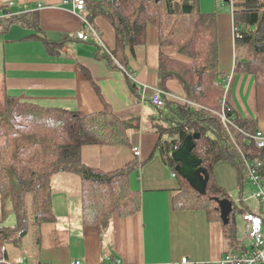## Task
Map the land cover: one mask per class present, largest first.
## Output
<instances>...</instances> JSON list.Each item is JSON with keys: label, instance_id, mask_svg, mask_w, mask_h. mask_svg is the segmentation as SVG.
<instances>
[{"label": "trees", "instance_id": "16d2710c", "mask_svg": "<svg viewBox=\"0 0 264 264\" xmlns=\"http://www.w3.org/2000/svg\"><path fill=\"white\" fill-rule=\"evenodd\" d=\"M86 2L87 19L93 28L99 15L106 17L115 28L114 48L95 42L96 57L114 68H118V63L128 68V48L134 51L137 45L146 43L148 25L158 24L162 48L161 88L167 90V82L175 79L181 83L184 97L191 103L166 96L165 105L155 107L151 127L158 138L150 158L159 154L175 170L178 162L172 153L189 135L198 134L192 152L203 159L209 169L207 191L200 193L177 173L179 187L174 194V207L205 210L210 220L223 223L219 201L232 200L234 209L230 220L223 223L226 252L246 251L248 247L238 239L236 215H243L248 205H238L216 180L213 167L220 161L232 163L238 170L243 191L249 181L247 161L262 162L260 174L264 179V147L246 136L260 130L258 120L241 116L227 101L228 74L220 68L217 14L204 12L200 0ZM232 7L237 53L235 70L252 74L257 85H264V0H233ZM5 13L0 19L2 31L17 22L39 28L36 12ZM40 37L52 54L57 53L56 47L64 42L52 41L45 35ZM239 45H251V48H247L243 56L238 53ZM168 47L175 52H166L164 48ZM130 86L138 92L134 80H130ZM224 104L237 126H232L231 132L217 113ZM138 121L136 117H121L109 104H105L102 111L81 114L8 95L5 108L0 110V240L20 249L28 248L31 253L32 246L40 249L42 224L56 221L51 180L61 172L80 175L86 189L83 199L88 224L99 221L105 227L112 213L127 215L139 210V192L133 190L128 181L129 173L139 165L137 157L116 171L104 172L84 164L81 156L86 144L131 145V134L139 129ZM11 213L16 215L15 225H3ZM30 239L33 245L28 246ZM0 264L19 263L11 262L5 250Z\"/></svg>", "mask_w": 264, "mask_h": 264}, {"label": "crops", "instance_id": "0c3cea01", "mask_svg": "<svg viewBox=\"0 0 264 264\" xmlns=\"http://www.w3.org/2000/svg\"><path fill=\"white\" fill-rule=\"evenodd\" d=\"M9 2L13 5L9 6ZM5 12H36L39 28L21 22L4 31L0 28V110L5 108L6 97L13 95L81 114L102 111L109 104L121 117L139 120V129L131 134V145L86 144L81 153L84 164L104 172L116 171L137 157L139 165L129 173L128 181L139 192V210L127 215L114 212L105 227L99 221L88 224L83 199L86 189L80 175L57 173L51 180L56 221L42 224L39 250L35 246L32 253L28 248L21 249L26 257L13 263L69 264L80 260L82 264H113L120 260V264H167L183 256L200 264L219 261L227 251L223 223L210 220L205 210L175 208L177 171L159 154L150 158L158 135L151 127L155 107L149 96L154 88L162 89L158 24L148 25L146 43L137 45L134 51L128 48V68L119 63L114 68L95 55V42L111 48L116 45L115 28L106 17H96V29H87L89 39L85 40L77 33L84 28L87 12L75 10L70 0H0V19ZM215 13L219 37L220 31L224 32L220 68L228 74L227 101L241 116L257 119L258 127L264 131V85H257L252 74L235 70L233 7L231 12ZM41 35L52 41L64 40L56 47L57 53L48 50ZM164 49L175 52L174 48ZM130 80L137 83V93ZM167 87L168 98L184 97L179 81L171 79ZM214 167L216 180L226 190L238 185V170L232 163L220 161ZM239 220L238 239L249 247L244 242L246 222L243 217Z\"/></svg>", "mask_w": 264, "mask_h": 264}, {"label": "built area", "instance_id": "2783aa9c", "mask_svg": "<svg viewBox=\"0 0 264 264\" xmlns=\"http://www.w3.org/2000/svg\"><path fill=\"white\" fill-rule=\"evenodd\" d=\"M75 10L85 12L87 8L86 0H70ZM13 2H9V6H12ZM84 28L78 31L77 36L80 39H89L87 29H93L91 23L87 17L84 16ZM166 91L160 88H154L149 96V101L156 108H162L165 105ZM183 103H191L185 97H173ZM225 104L221 111L217 112L220 116L224 126L229 132H231L232 126H236L233 117L227 113ZM237 127V126H236ZM249 141H255L258 146L264 147V131L258 130L256 133H246ZM139 154V149H135ZM246 166L248 168L249 182L256 184L257 189L253 192L251 200L255 203V206L249 205L243 198L237 200L238 205L247 203L248 209L242 215L246 222V237L250 245L246 251H233L226 252L222 258L215 264H264V179L260 174V168L262 167L261 161H247ZM19 264H25L23 261ZM69 264H82L80 260L71 261ZM113 264H120V260L114 261ZM167 264H200L196 260L183 256L176 262Z\"/></svg>", "mask_w": 264, "mask_h": 264}, {"label": "water", "instance_id": "95a60500", "mask_svg": "<svg viewBox=\"0 0 264 264\" xmlns=\"http://www.w3.org/2000/svg\"><path fill=\"white\" fill-rule=\"evenodd\" d=\"M195 137H198V134L189 135L183 145L172 153V157L178 162L175 167L177 173L186 178L196 190L205 194L210 180V172L208 167L203 164V159L192 152L195 146ZM219 203L223 223L226 224L230 220L229 216L234 209V205L232 200L227 198L221 199Z\"/></svg>", "mask_w": 264, "mask_h": 264}, {"label": "rangeland", "instance_id": "374dc122", "mask_svg": "<svg viewBox=\"0 0 264 264\" xmlns=\"http://www.w3.org/2000/svg\"><path fill=\"white\" fill-rule=\"evenodd\" d=\"M233 0L227 1V0H200L201 3V9L203 11L206 12H231V4H232ZM224 32L220 31L221 38H223ZM251 48V45H239L238 46V53H240V55L244 56V53L246 52V49ZM263 90V89H262ZM262 92V91H261ZM261 115H263L264 117V107L261 106ZM215 168V167H214ZM216 177V174H215ZM217 179V178H216ZM257 189L256 184L252 183V182H247V184H245L244 190L242 191L240 183L238 182V185L236 184L234 186L233 189H229V193L231 195V197L234 200H240V199H244L246 200V202L251 205V206H255V203L250 199L253 192ZM242 195V196H241ZM236 219L237 220H241L242 216L241 213H238L236 215ZM239 220V221H240ZM16 223V215L14 213H11L4 221L3 225L5 226H14ZM243 230L240 234H243ZM31 241V239L29 240ZM244 242H246V244L250 245L249 241L245 239L244 236ZM6 249V251L8 252L10 261L15 262V261H19L20 257H26V254L24 252L21 251V249H19L18 247H16L14 244L12 243H5L2 240H0V257L3 256L4 250Z\"/></svg>", "mask_w": 264, "mask_h": 264}]
</instances>
